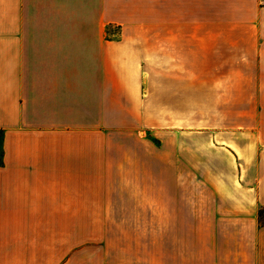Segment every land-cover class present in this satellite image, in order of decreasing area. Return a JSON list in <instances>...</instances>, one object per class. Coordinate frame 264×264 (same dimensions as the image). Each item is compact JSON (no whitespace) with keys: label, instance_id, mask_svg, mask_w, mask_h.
Instances as JSON below:
<instances>
[{"label":"crops","instance_id":"crops-1","mask_svg":"<svg viewBox=\"0 0 264 264\" xmlns=\"http://www.w3.org/2000/svg\"><path fill=\"white\" fill-rule=\"evenodd\" d=\"M0 134V264H99L190 184L264 264V0H0Z\"/></svg>","mask_w":264,"mask_h":264},{"label":"rangeland","instance_id":"rangeland-1","mask_svg":"<svg viewBox=\"0 0 264 264\" xmlns=\"http://www.w3.org/2000/svg\"><path fill=\"white\" fill-rule=\"evenodd\" d=\"M117 30L110 28V31ZM155 131L160 132L159 129ZM154 139L158 146H163L164 139L158 133ZM189 187V203L184 215L180 214L178 203L174 205L172 217L165 216L159 205L154 215L124 217L125 230L110 232L114 239L99 264H212L214 258L215 262L228 261L232 249L206 246L207 240L213 237L203 230L205 223L217 219L214 216L208 219L204 214L212 211L214 208L211 207H215L218 201L198 194L196 185L190 184Z\"/></svg>","mask_w":264,"mask_h":264},{"label":"trees","instance_id":"trees-1","mask_svg":"<svg viewBox=\"0 0 264 264\" xmlns=\"http://www.w3.org/2000/svg\"><path fill=\"white\" fill-rule=\"evenodd\" d=\"M263 215H264V206L260 207L259 209V221L262 226H264Z\"/></svg>","mask_w":264,"mask_h":264}]
</instances>
